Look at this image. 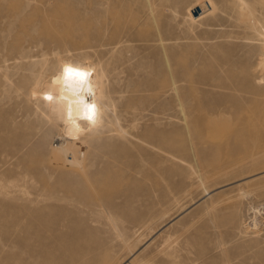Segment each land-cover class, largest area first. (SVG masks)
<instances>
[{"label": "rangeland", "instance_id": "rangeland-1", "mask_svg": "<svg viewBox=\"0 0 264 264\" xmlns=\"http://www.w3.org/2000/svg\"><path fill=\"white\" fill-rule=\"evenodd\" d=\"M235 1L0 0V264H264V27ZM62 59L111 105L75 143Z\"/></svg>", "mask_w": 264, "mask_h": 264}, {"label": "bare ground", "instance_id": "bare-ground-1", "mask_svg": "<svg viewBox=\"0 0 264 264\" xmlns=\"http://www.w3.org/2000/svg\"><path fill=\"white\" fill-rule=\"evenodd\" d=\"M208 1L210 2V0H208ZM232 3H233L235 10H236V14L234 12V14L236 15V20H234L233 18L232 19L234 20L235 25H236L235 21L237 22L238 28L239 29L241 28V31H238V32L243 33L242 35H244V37H246V35L248 33L247 29L256 27V30L258 31V29H262L264 27V25L259 24L257 22V20H256L257 17L256 18L254 17L255 13L257 11L256 5L263 8L264 7V0H253V4H251V2H247L244 0H236L235 2H232ZM210 4H211V2H210ZM213 6H215V5L213 4L212 8H213ZM198 8H199V6H198ZM215 9H216V6H215ZM258 11H260V10H258ZM207 12H209V11H207ZM205 13H206V10H205ZM213 16H215V15H213ZM217 16H218V14H217ZM219 17H220V15L218 16V18ZM262 19H264V18H262ZM262 19H261V21H262ZM224 20H227V19L225 18ZM228 20H229V18H228ZM228 22H231V21H228ZM233 29L237 30V28H233ZM233 31H235V30H233ZM255 31L250 32V33L255 34ZM245 32H247V33H245ZM229 34L227 33L228 36H229ZM227 35H226V37H227ZM231 35H234V33H232ZM234 36H236V35H234ZM250 36H253V35L249 34L247 36L248 39ZM254 36H256V35H254ZM259 36H261V38L264 37V33L259 34ZM248 39L246 38V40H248ZM259 42H260V40H259ZM163 43H164V41H163ZM162 46H163L162 49L164 51L163 57H165L164 60H166L168 57L166 51L171 49V47H166L164 45H162ZM261 46H263V45H261ZM261 48L264 49V46ZM261 48H260V50H262ZM255 52H257V50ZM259 53L257 54L258 56L261 55L262 53L264 55V51H262L261 54H259ZM250 54H251V52H250ZM251 57L253 58V57H255V55L251 56ZM81 58L86 59V56L85 57L82 56ZM258 59H260V58L258 57ZM260 60L261 61H260L259 65L261 66L260 68L262 69V68H264V56ZM57 68H58V71L52 77H50V80L48 81L49 82L48 85L46 84V92L51 94L50 105H49V118H50L51 122H53L54 124H56V126H58V128L60 130L61 138L66 142H74L75 143V142H80L81 140L82 141L85 140L82 138H84L86 135L88 137H90L88 134L92 133L96 129H99V127L104 132L103 127L106 126L105 125L106 123L104 122L103 119H105V120L108 119L109 113L111 112V105L109 104V101L107 99V93L105 91V82H104L105 77L103 76V73L99 74L97 69L94 66L86 65V64L82 63L81 61H72V60H63V59L59 63V67H57ZM43 85H45V83ZM108 123L109 122L107 120V124ZM103 124L105 126H102ZM110 125H111V122H110ZM101 126H102V128H101ZM107 128L108 127H106V129ZM96 132H98V130H96ZM118 132H119L118 134L122 138H125V136L123 135L124 131L122 129L119 128ZM100 135H102V133ZM91 137H93V136H91ZM128 137H127V139H129ZM127 139L125 138V140H127ZM130 141H132V140H130ZM138 141H140V140H138ZM141 143H142V141H141ZM156 150H159V149H156ZM160 151H162V150H160ZM165 153H167V152L165 151ZM160 155H162V154H160ZM168 156H166V157H168ZM164 157L165 156H163V158ZM172 158H174V157H172ZM170 161H171V159H170ZM175 163L178 164V162H176V161H175ZM164 191L168 192L169 189L166 188V189H164ZM253 227H255V225Z\"/></svg>", "mask_w": 264, "mask_h": 264}]
</instances>
